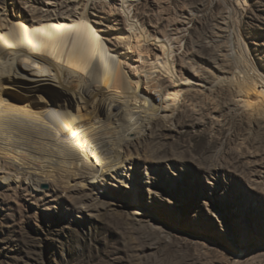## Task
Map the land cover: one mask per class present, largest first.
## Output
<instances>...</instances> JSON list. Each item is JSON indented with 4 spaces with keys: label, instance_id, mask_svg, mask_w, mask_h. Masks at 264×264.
<instances>
[{
    "label": "rangeland",
    "instance_id": "rangeland-1",
    "mask_svg": "<svg viewBox=\"0 0 264 264\" xmlns=\"http://www.w3.org/2000/svg\"><path fill=\"white\" fill-rule=\"evenodd\" d=\"M53 1L46 12L44 0H0V14L22 11L17 20L35 25L85 13L105 34L124 30L94 0ZM136 2L152 28L181 15L184 33L167 31L184 36L177 56L197 73L213 76L218 57L232 74L229 56L245 42L264 75V0ZM230 97H192L171 123L152 125L126 150L125 183L97 176L41 196L0 189V264H264V121L251 124Z\"/></svg>",
    "mask_w": 264,
    "mask_h": 264
},
{
    "label": "bare ground",
    "instance_id": "bare-ground-1",
    "mask_svg": "<svg viewBox=\"0 0 264 264\" xmlns=\"http://www.w3.org/2000/svg\"><path fill=\"white\" fill-rule=\"evenodd\" d=\"M94 1L107 16L119 14L121 33L105 34L85 13L46 15L35 25L17 20L28 18L22 11L13 20L0 14V100L26 107L44 121H0L1 190L21 188L41 196L97 176L125 183L128 146L145 138L155 123H171L192 97L214 99L225 91L251 124L264 121V75L245 42L229 56L235 71L227 72L229 59L216 55L210 77L177 56L184 36L172 38L167 28L184 33L181 15L174 13L162 29L159 22L152 28L133 7L138 0ZM54 3L44 0L42 9L47 12ZM81 21L89 27L77 28ZM69 61L87 71L69 68Z\"/></svg>",
    "mask_w": 264,
    "mask_h": 264
},
{
    "label": "snow or ice",
    "instance_id": "snow-or-ice-1",
    "mask_svg": "<svg viewBox=\"0 0 264 264\" xmlns=\"http://www.w3.org/2000/svg\"><path fill=\"white\" fill-rule=\"evenodd\" d=\"M77 28H88L89 26L85 24L83 21L79 25L76 26ZM90 30V29H89ZM53 59L56 58L54 52L49 53ZM69 68H75L76 71L79 72H86L87 66H79L77 64L72 63L71 61L68 62L67 65ZM21 119L28 120L33 123H44L42 118L36 113L33 112L26 107H20L17 105L9 104L5 100H0V121L7 120L10 124H17L21 122ZM47 126V125H45ZM57 137H59L60 133H56Z\"/></svg>",
    "mask_w": 264,
    "mask_h": 264
}]
</instances>
